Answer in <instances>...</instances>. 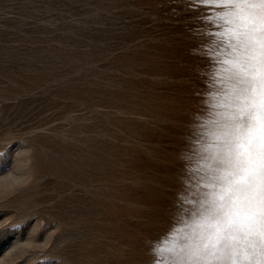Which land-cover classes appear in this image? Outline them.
<instances>
[{"label":"rangeland","instance_id":"1","mask_svg":"<svg viewBox=\"0 0 264 264\" xmlns=\"http://www.w3.org/2000/svg\"><path fill=\"white\" fill-rule=\"evenodd\" d=\"M206 14L0 0V264H152L208 112Z\"/></svg>","mask_w":264,"mask_h":264},{"label":"snow or ice","instance_id":"2","mask_svg":"<svg viewBox=\"0 0 264 264\" xmlns=\"http://www.w3.org/2000/svg\"><path fill=\"white\" fill-rule=\"evenodd\" d=\"M194 4L207 10L208 112L195 116L177 220L153 243L152 264H264V0Z\"/></svg>","mask_w":264,"mask_h":264}]
</instances>
